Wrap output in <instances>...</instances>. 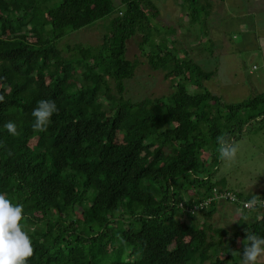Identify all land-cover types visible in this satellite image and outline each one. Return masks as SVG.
Listing matches in <instances>:
<instances>
[{
    "label": "trees",
    "instance_id": "obj_1",
    "mask_svg": "<svg viewBox=\"0 0 264 264\" xmlns=\"http://www.w3.org/2000/svg\"><path fill=\"white\" fill-rule=\"evenodd\" d=\"M118 1L0 0V193L24 205L27 264H241L246 230L264 237V207L245 208L264 189L221 188L216 137L236 143L264 122V93L226 102L205 85L218 68L203 71L180 55L174 27L156 26L158 0ZM196 2L213 12L211 0H187L194 22ZM86 27L103 29L101 44L63 45ZM135 37L150 69L176 80L170 95L127 97L141 65L127 56ZM42 99L58 112L36 131ZM223 192L241 212L232 231L213 224L219 200H209Z\"/></svg>",
    "mask_w": 264,
    "mask_h": 264
},
{
    "label": "rangeland",
    "instance_id": "obj_2",
    "mask_svg": "<svg viewBox=\"0 0 264 264\" xmlns=\"http://www.w3.org/2000/svg\"><path fill=\"white\" fill-rule=\"evenodd\" d=\"M172 1L176 0H158L159 9L163 14L165 11L169 13L170 18L156 19V26L163 28V24H166L174 27L168 31H171L173 36L175 35L180 41L177 45L180 47H177L180 55H188L187 57L192 58L202 67L203 71L209 72L214 71L215 67L218 68V73L214 76L212 83H205V85L209 89H215L214 93L219 91L218 95L228 103H238L263 94L264 48L262 50L260 48L264 46V0H249L246 11L242 13L245 17L237 19L235 27L228 25L231 20L230 16H234L232 11H229L227 18H224L223 15H219L221 8L215 7L213 12L207 15L203 12L204 6L196 2L197 7L201 8V14L200 19L194 22L189 14L187 15V10L190 8V5L185 4L187 0H178L177 8L174 6L176 9L165 10L172 6ZM230 8L232 9V6ZM162 12H160L161 16ZM206 32L211 38V44L208 43L210 41L205 42L208 38L199 39L205 36ZM228 34H231L232 41L226 39L225 35ZM103 35V29L100 27H86L72 33L63 45L83 43L94 46L102 43ZM161 39L164 40L165 37ZM218 39H220V46L217 44ZM140 41V37L128 41L127 56L130 59H140L141 65L135 78L126 83L127 97L137 102L145 97L170 95L173 91L172 81L176 80L166 79L165 73L154 72L150 69L146 59L140 56L138 45ZM201 41L204 42L201 44ZM192 44L195 48L190 46ZM199 47L204 49L198 50ZM216 48L219 51L211 57L212 49L216 52ZM254 66L258 69L254 70ZM236 144L239 148L234 160L222 161L220 159V170L216 178L217 181L222 180L221 188L241 193L248 192L251 188L256 192L263 191L264 122L246 130L242 137L236 140ZM219 210L213 217V224L229 231L234 230L232 227L235 226L234 223L240 217L241 212H236L227 204L224 206L221 204ZM261 263L264 264V260Z\"/></svg>",
    "mask_w": 264,
    "mask_h": 264
},
{
    "label": "clouds",
    "instance_id": "obj_3",
    "mask_svg": "<svg viewBox=\"0 0 264 264\" xmlns=\"http://www.w3.org/2000/svg\"><path fill=\"white\" fill-rule=\"evenodd\" d=\"M4 102L5 96L0 94V103ZM57 112L58 108L55 101L40 100L37 107L32 111L34 117L33 129L46 131L53 114ZM4 127L11 135H17L18 126L14 121H8ZM216 142L218 145L217 152L222 161H232L236 158L239 146L227 133H221L217 136ZM217 202L219 203L218 207H220L221 204L223 206L224 204L230 205L233 201L221 198ZM180 205L178 208H181ZM184 206L186 207V205ZM246 206L250 210L264 207V199H261L259 195L253 196L251 200L246 202ZM182 210L185 214L190 213L184 209ZM26 220L24 205L13 202L6 193H0V264H27L28 260L33 257L35 247L25 228L24 222ZM246 232L241 264H261L264 260V237L250 233L248 229Z\"/></svg>",
    "mask_w": 264,
    "mask_h": 264
},
{
    "label": "crops",
    "instance_id": "obj_4",
    "mask_svg": "<svg viewBox=\"0 0 264 264\" xmlns=\"http://www.w3.org/2000/svg\"><path fill=\"white\" fill-rule=\"evenodd\" d=\"M211 1L213 3V10L215 7H220L221 12L219 13V15H223L224 18H227V13H229V11H232L234 13V16H232V15L230 16L231 20L228 24L229 26H233V27H235V21L237 19H241L242 17L243 18L245 17L244 14H242V13L244 12V10L246 11V5L247 6L249 5V0H211ZM177 3H178V0L172 1V4H171L172 6L168 7L167 9L165 8V10H173V8L176 9ZM231 3H233V4L230 5ZM157 5L159 7V2L157 3ZM230 6H232V9L230 8ZM160 12H162V11L160 10ZM162 15L164 18H170L168 16L169 13H167L166 11H165V14H163V12H162ZM171 22H174V21H171ZM229 32H230V30H229ZM263 48H264V46L261 47L260 49L262 50Z\"/></svg>",
    "mask_w": 264,
    "mask_h": 264
},
{
    "label": "built area",
    "instance_id": "obj_5",
    "mask_svg": "<svg viewBox=\"0 0 264 264\" xmlns=\"http://www.w3.org/2000/svg\"><path fill=\"white\" fill-rule=\"evenodd\" d=\"M221 198H222V199H223V198H224V199H228V200H231V201H235V200H236L234 195H232V194H230V193H223V194H220V195L215 194V197H213V198L210 199L209 201H216V200H220ZM209 201H208V202H209ZM180 207H181L182 209H184L185 211H188V212H190V213H192V214H195V213H196V210H197L196 207H194V208H186L183 204H181ZM245 207H246V208H249V207L246 206V204H245Z\"/></svg>",
    "mask_w": 264,
    "mask_h": 264
}]
</instances>
